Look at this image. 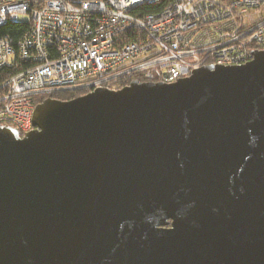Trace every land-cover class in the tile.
<instances>
[{
  "label": "water",
  "instance_id": "obj_1",
  "mask_svg": "<svg viewBox=\"0 0 264 264\" xmlns=\"http://www.w3.org/2000/svg\"><path fill=\"white\" fill-rule=\"evenodd\" d=\"M0 126V264H264V50Z\"/></svg>",
  "mask_w": 264,
  "mask_h": 264
},
{
  "label": "built area",
  "instance_id": "obj_2",
  "mask_svg": "<svg viewBox=\"0 0 264 264\" xmlns=\"http://www.w3.org/2000/svg\"><path fill=\"white\" fill-rule=\"evenodd\" d=\"M0 0V126L32 129L36 98L98 87L118 89L131 77L174 83L210 65L239 66L264 50V0Z\"/></svg>",
  "mask_w": 264,
  "mask_h": 264
},
{
  "label": "trees",
  "instance_id": "obj_3",
  "mask_svg": "<svg viewBox=\"0 0 264 264\" xmlns=\"http://www.w3.org/2000/svg\"><path fill=\"white\" fill-rule=\"evenodd\" d=\"M171 0H158L155 4H149V5H141L138 6L137 9L134 10L135 13H153V12H158L162 8L165 7L168 3H170ZM29 28V24L25 22H19V23H14V22H7L6 25L0 27V36L3 35H10L12 36L15 40L19 39L21 35ZM132 80H137L138 82L143 81L142 78L139 77H131L127 81H120V87L128 85ZM88 91H83V90H77V91H66V92H58L53 95L49 96H44V97H38L36 98V105L43 102L45 99H59L62 101L66 100H71L77 98V96H81L84 94H87ZM22 135V133L20 134Z\"/></svg>",
  "mask_w": 264,
  "mask_h": 264
},
{
  "label": "rangeland",
  "instance_id": "obj_4",
  "mask_svg": "<svg viewBox=\"0 0 264 264\" xmlns=\"http://www.w3.org/2000/svg\"><path fill=\"white\" fill-rule=\"evenodd\" d=\"M19 20L20 21H22V22H28L29 21V17L27 16V15H23V14H21V15H19ZM121 87H120V85H119V88L118 89H120ZM115 90V89H114ZM84 91H86V90H84ZM88 91V90H87ZM90 91V90H89Z\"/></svg>",
  "mask_w": 264,
  "mask_h": 264
}]
</instances>
